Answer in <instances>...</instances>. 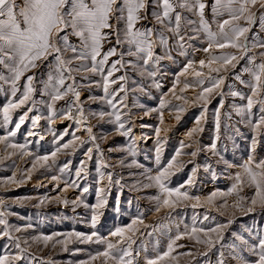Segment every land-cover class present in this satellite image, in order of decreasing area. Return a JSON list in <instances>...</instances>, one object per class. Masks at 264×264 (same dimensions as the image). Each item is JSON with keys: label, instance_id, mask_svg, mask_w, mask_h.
<instances>
[{"label": "snow or ice", "instance_id": "6c2138e0", "mask_svg": "<svg viewBox=\"0 0 264 264\" xmlns=\"http://www.w3.org/2000/svg\"><path fill=\"white\" fill-rule=\"evenodd\" d=\"M225 16L227 18H223ZM257 21L261 30H264V0H0V91L6 92V102L0 105V123L6 129L10 123H14V128L8 130L6 135H0V145L7 152L6 158L13 155H19L20 158L33 155L27 151L26 144L15 143L13 140L28 120H31L32 128L26 136L36 135L33 129L43 117L30 114L37 110L38 103L48 109L47 119L50 125L56 119L72 120L76 125L74 131L65 129L63 135L54 134V149L48 154L36 155L31 166L21 170L19 177L14 172L6 179L16 185L22 184L31 180L33 170L52 168L61 152L74 154L78 147L92 144L93 147H88L84 153L85 159L80 161V167L75 172L76 179L70 183L65 181L64 188L60 189L61 192H66L69 188L79 189L81 195L72 201L59 194L56 197L45 196L39 199L36 206L55 199L65 206L71 203L73 210L80 205L90 207L93 212L91 228L94 229L90 234L73 230L21 240L20 236L13 233L26 232L33 225H10L7 217L14 213L0 210V239L10 241V244L4 245L5 248L15 249L14 253L9 251L7 254H0V264H21L26 255H30L32 243H43L44 247L51 245L53 248L61 245L64 251L72 243L103 245L102 250H97L80 264H93L98 260L101 264H139L141 258L144 264H168L170 260H176L173 255L176 249L186 247L180 243L184 239L203 245L205 249L203 252L194 253L189 250L179 253L190 257L191 261H195L197 256L208 257L215 252L216 264H264V230L250 235L248 239L233 232V240L226 242L225 232L234 221L229 219L227 223L206 226V222L210 220L207 214L203 218L194 216L190 225L184 224L183 230L177 223L175 234L168 235L166 248L160 250L157 241V245L152 247L153 254H149L146 247L137 244L138 238L154 234L144 231L149 226L145 223L143 214L132 218L125 226L116 227L107 237L100 236L95 229L102 215L101 210L107 204L106 194L114 186L123 188L127 185L122 183V176L117 178L114 171H104L117 165L104 159L98 140L105 139V135L97 137L94 134L89 115L85 114L80 91L81 87H100L101 81H94L91 77H101L104 95L88 99L93 102L103 101L110 110L90 112V115L113 125V131L127 139L125 145L109 149L110 152L122 151L127 157H133L130 162L126 158L120 159L118 166L142 168L143 165L134 159L138 147L137 137L131 135L132 128L127 126L124 119L127 116L130 122V110H121L128 109V94L136 91L127 86L131 79L129 73L154 78L161 61L173 59V51L186 55L185 49L190 46L189 42L200 40L203 36L207 46L202 51L207 58L198 61L200 70H195L196 62L189 60L177 74V82L179 77H185L179 93H184L189 88H198V94L193 98L179 95L174 83L169 89L171 99L167 98L169 94H164L160 98L159 107L151 109L159 111L161 123L164 122L165 108L176 113V121H180V113L185 111V105H200V115L167 163L161 161L162 130L156 129V168L145 169L140 173L143 180H136L129 186L130 190L156 189V195L149 197L154 211L160 213L163 210L169 217L182 206L196 209L207 205L217 211L231 207L245 214L257 208L264 211V158L258 159L255 155L258 138L264 137V50L253 52V49H264V40L255 35L249 36ZM214 23L216 31L212 28ZM72 37L76 38L77 43L72 42ZM229 48L235 51L220 54L214 51ZM242 60H247V63L241 71L231 74L248 91L236 90L233 85H228L229 91L225 92L223 88L227 76L221 72L228 73ZM42 67L47 68V75L46 79L40 81L34 70ZM190 69L193 70L190 72ZM203 69H207V72ZM122 70L124 74L117 76L116 73ZM79 73L86 75L78 80ZM189 75L193 77L192 81H189ZM245 75L248 79H244ZM81 81L88 83L82 84ZM37 83L41 84L39 89ZM155 86L160 87L159 83H155ZM38 90L41 97H47L46 100L37 102L34 99ZM140 91H144L143 87ZM229 96L233 101L239 99L245 103L234 102L228 106L232 111H226L225 100ZM216 97H219V103L213 112L214 136L210 144L201 146L199 134L204 131L202 125L207 119L208 106ZM172 99L181 103L173 104ZM60 101H64L63 108L56 107ZM21 109L24 111L14 120V114ZM233 113L239 117L235 124L232 123ZM236 124H244L250 131L249 155L239 165L221 158L226 168L239 169L231 175L234 182L226 191H213L203 198V202L200 196L192 195L189 189L195 185L196 168L192 169L193 174L184 183L176 187L170 186L171 177L187 163H192V160L185 162L179 157L195 158L201 151L219 156L218 142L222 129L225 134L233 128L239 133ZM81 131L87 134L86 138L77 135ZM163 131L167 132L168 129ZM68 135H71V139L64 141V137ZM94 151L97 154L95 171L99 186L96 189V203L89 205L83 199L89 188H80L78 181L87 178V164L93 159ZM71 163L68 160L60 166V173L70 170ZM59 179V176H51L52 181ZM245 189L251 191L250 196L242 194ZM229 196L234 197L231 205L226 199ZM217 197L225 199L217 201ZM6 208L4 199L0 198V209ZM156 230L165 234L163 225L154 229ZM32 259L35 260L36 257ZM43 264H53V261L49 258Z\"/></svg>", "mask_w": 264, "mask_h": 264}, {"label": "rangeland", "instance_id": "374dc122", "mask_svg": "<svg viewBox=\"0 0 264 264\" xmlns=\"http://www.w3.org/2000/svg\"><path fill=\"white\" fill-rule=\"evenodd\" d=\"M73 43H77L75 37L71 38ZM115 59V58H113ZM38 79L43 81L46 79L47 68L42 67L35 71ZM31 74V73H30ZM86 75V73L77 74V79ZM90 75V74H87ZM119 75V72L116 73ZM92 80L101 81V86L96 87H81V101L84 102L85 114L89 115L90 124L93 126V132L97 137L102 134L105 135V139L98 140L101 148L103 149L104 159L112 164L117 165L114 168L104 169V171H114L117 174V178L122 176V167L118 166L119 160L121 159V151H112L110 148H116L121 146V136L113 131V125L104 123L98 118L92 117L90 112H99L101 110H110L103 101L93 102L89 100V97H102L104 95L102 80L99 75L92 76ZM82 84H87V81H81ZM41 87L40 83H37V89ZM115 87V86H113ZM34 99L39 102L47 97H41L39 90L35 93ZM6 102V92L0 91V105ZM57 108L64 107V101H60L56 105ZM118 107H120L118 105ZM24 111L21 109L14 114V120ZM30 115H40L43 118L39 120L37 126L33 129L36 135L26 136L29 129L32 128L31 120L26 123L17 132L13 142L19 144H26L27 151L31 152L32 156H24L20 158L19 155H13L11 158L7 157V152L3 145H0V198L4 199L6 210L10 213L7 219L10 225L23 227L31 224L32 228L26 232L13 233L18 235L21 240L25 238H31L33 236L48 235L52 233H67L70 231H79L81 233L90 234L94 229L91 228V216L93 214L92 209L85 208L83 205L76 207L73 210V206L69 203L67 206L59 203L55 199L45 201L44 204L37 207V203L40 198L45 196L56 197L58 194L64 196L68 201L76 199L77 196L81 195L79 189L69 188L66 192H61L60 189L64 188L65 181L71 182L76 179L75 172L80 167V161L85 159L84 153L88 147H93L92 144H86L83 147H78L74 154H67L61 152L58 154L56 164L50 169H39L33 170L31 180L16 185L7 181L6 178L11 177L13 173H17L19 177L21 170L29 168L31 161L36 155H45L50 153L54 149V134L56 136L63 135L65 129L75 130L72 120H61L56 119L51 125L47 119L48 109L43 104H37V110ZM2 121V116H0ZM14 128V123H10L7 129L0 123V135H6L8 130ZM77 135L82 138H86V133L81 131ZM71 139V135L65 136L64 141ZM63 142V141H62ZM7 151H14L7 149ZM93 159L87 164V178L80 179V188L88 187L89 192L83 195V199L89 205L96 203V189L99 186L97 184L98 175L95 171L97 166V154L93 152ZM71 160L70 170L61 174L59 167L65 162ZM39 168V166H37ZM59 176L58 181H52L51 176ZM84 174L82 173V176ZM44 186L41 187L40 185ZM59 184V188H57ZM107 195V204L101 210L102 215L100 216L95 231L102 237H107L109 233L116 227L124 226L123 218V188L114 186ZM29 197V199H23ZM19 199V202H16ZM63 239V237H59ZM31 243V240H30ZM10 244L7 239H0V254H7L9 251L15 252L14 248H5L4 245ZM68 250L64 251L61 245H57L55 248L49 245L44 247L43 243L35 244L32 243L29 248L30 255L21 261V264H43L45 260L49 258L53 261V264H80L81 261H87L90 255H94L97 250H102L103 245L98 244H81L72 243L68 244ZM80 249V251H76ZM36 257V259H32ZM93 264H101V261H95Z\"/></svg>", "mask_w": 264, "mask_h": 264}, {"label": "crops", "instance_id": "0c3cea01", "mask_svg": "<svg viewBox=\"0 0 264 264\" xmlns=\"http://www.w3.org/2000/svg\"><path fill=\"white\" fill-rule=\"evenodd\" d=\"M34 71H36V70H34Z\"/></svg>", "mask_w": 264, "mask_h": 264}]
</instances>
